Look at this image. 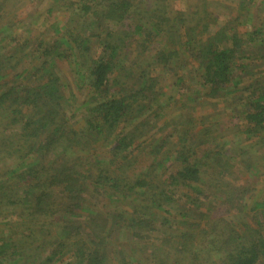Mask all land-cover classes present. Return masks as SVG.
<instances>
[{"label": "trees", "instance_id": "16d2710c", "mask_svg": "<svg viewBox=\"0 0 264 264\" xmlns=\"http://www.w3.org/2000/svg\"><path fill=\"white\" fill-rule=\"evenodd\" d=\"M11 1L0 264H264V198L249 211L239 180L264 160V0H225L224 23L218 4L44 0L38 22Z\"/></svg>", "mask_w": 264, "mask_h": 264}, {"label": "rangeland", "instance_id": "374dc122", "mask_svg": "<svg viewBox=\"0 0 264 264\" xmlns=\"http://www.w3.org/2000/svg\"><path fill=\"white\" fill-rule=\"evenodd\" d=\"M29 1V2H28ZM142 1H146V0H139L140 3H142ZM166 2L170 3V5L172 6V9H176L179 11H185L186 13L190 14L193 10L197 9L200 7V9H203V7L206 5V9L210 12H212L215 8L217 9L216 5H220V7L215 11L216 13H218L217 15L219 17L225 15L227 13V11L223 8L224 6H228L231 7L229 2L225 3V0H166ZM144 3V2H143ZM255 4H253V6H251V10H250V14L246 15L244 17V19L242 18L243 22H245L247 25H249V27H246V29H250V23L252 24L253 20H252V16L255 13V9H256V2H254ZM50 4V1H44V0H13L9 3V12L13 13V12H22L25 10L26 7L28 6H34L33 8V20L36 19L38 22L42 21L43 18L46 17L45 15V11L48 8ZM216 4V5H215ZM232 8V7H231ZM22 9V10H20ZM56 18L55 20H52L51 22H63L64 19H66V16L63 14H55ZM191 16V14H190ZM224 17H221L220 19V23H224V21L227 20V18L224 20ZM261 16L258 15L255 21H259V18ZM64 18V19H63ZM8 20V19H5ZM211 23V22H210ZM258 23V22H257ZM47 25V24H46ZM58 67V72L62 73V79L64 82H68L69 85L72 86V79L70 76V72L68 71V66L66 63L64 62H59L57 64ZM70 89V88H69ZM163 91L165 92V94L167 93V88H163ZM72 93L77 94L78 91H76L75 89H71ZM173 94V93H172ZM184 96V95H183ZM183 99H185L183 102L185 103H190V106H193L194 104L189 101L186 100L185 97H183ZM195 107V105H194ZM230 148L232 149V146H230ZM253 152V155L255 156L254 159L252 161H254L257 158H260L262 156H264V151L260 150V149H252L251 150ZM264 159V158H263ZM257 171H258V176L260 179H255V180H250V179H245L244 177H240V182L241 183H245L248 182L249 186L248 188L250 189L249 191V195L246 198V203H247V208L250 211L253 202L254 201H262L264 198V179L262 178V175L264 173V160H262V162H259V165L257 166ZM264 176V175H263ZM244 186H246L245 184H242ZM188 207V205H187ZM202 224H205V222H202Z\"/></svg>", "mask_w": 264, "mask_h": 264}]
</instances>
